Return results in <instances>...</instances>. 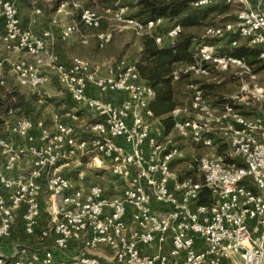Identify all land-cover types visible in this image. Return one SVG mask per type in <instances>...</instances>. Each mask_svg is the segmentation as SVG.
I'll list each match as a JSON object with an SVG mask.
<instances>
[{
    "label": "built area",
    "instance_id": "obj_1",
    "mask_svg": "<svg viewBox=\"0 0 264 264\" xmlns=\"http://www.w3.org/2000/svg\"><path fill=\"white\" fill-rule=\"evenodd\" d=\"M17 2L0 0V82L4 50L17 56L8 64L19 86L42 102L54 74L77 108L49 120L7 113L0 130V264H264V106L259 117L247 115L251 105L264 104V79L251 83L252 66L217 43L226 40L234 49L245 39L259 48L264 67L263 0L254 6L249 0L195 1L239 10L233 21L207 25L193 45L194 61L172 72L174 80L187 78L189 98L172 110L169 134L150 108L153 86L134 63L121 59L103 73L81 56L62 60L55 46L58 37L66 41L76 33L87 43L94 32L105 48L113 34L102 27L104 18L154 36L161 46L180 26L157 33L163 18H133L128 6L102 15L73 0L55 15L80 8L78 22L60 25L55 16L58 36L53 29L36 33L22 25ZM232 70L239 92L232 102L212 103L205 84ZM82 108L93 116L79 128ZM174 134L206 150L200 159L193 154L200 179L194 166L175 170L188 158ZM74 162L76 182L69 170ZM84 165L108 169L121 191L87 185ZM204 189L209 204L201 202ZM100 248L109 249L107 257Z\"/></svg>",
    "mask_w": 264,
    "mask_h": 264
},
{
    "label": "trees",
    "instance_id": "obj_2",
    "mask_svg": "<svg viewBox=\"0 0 264 264\" xmlns=\"http://www.w3.org/2000/svg\"><path fill=\"white\" fill-rule=\"evenodd\" d=\"M65 1L72 3L73 0L55 1L54 12ZM195 1L197 0H136L132 4L135 11L130 16L133 18L140 20L164 19V23L159 26L157 33L166 32L177 25L181 28L178 36L172 42L163 46L156 43L154 36L142 35L141 52L134 62L141 79L153 86L155 96L150 103V108L155 117L160 119L164 132L167 134L173 131L174 126V118H172L171 112L177 105L184 102L182 88L187 87L188 82L186 77L174 80L172 72L177 66L194 61L192 48L195 42L202 40V36L199 35L201 28L211 24V21L217 16L227 14L232 6L224 2H216L207 6H195ZM77 13H74V18L79 19L80 8L77 9ZM208 42L213 44L217 40L212 39ZM231 53L236 57L243 58L251 66L260 62V51L257 48L236 47ZM7 87L5 83L0 82L1 128L9 110L13 109L18 112L17 115L23 116L20 114H25L28 106V99L24 93L17 88L7 89ZM218 87L213 83L205 84L206 94L208 95L210 92L213 94V103L232 102V100L223 99L218 94L220 90ZM225 149L226 147H221L219 153H223ZM196 169L197 166H195L194 171ZM201 202L205 204L211 202L208 189L203 190Z\"/></svg>",
    "mask_w": 264,
    "mask_h": 264
},
{
    "label": "rangeland",
    "instance_id": "obj_3",
    "mask_svg": "<svg viewBox=\"0 0 264 264\" xmlns=\"http://www.w3.org/2000/svg\"><path fill=\"white\" fill-rule=\"evenodd\" d=\"M32 8L31 11H34L35 14L32 16L43 18L46 22H50L52 20V17L57 16L58 20L60 21V25L65 24L68 22V17L71 16V14H67L66 10H63L59 14H54V6L55 1L58 0H32ZM77 1V0H76ZM136 0H78L79 7H90L98 12H100L102 15H105L106 8H117L120 6H128V9L126 10L127 15H131L134 13L135 8L133 7V3ZM40 9L41 12L37 13L36 10ZM79 9V8H78ZM68 10V9H67ZM239 10L237 5H232L230 11L222 16H217L214 18L211 23H220L226 22V21H233L234 17ZM75 13H77V8L74 9ZM24 13V12H23ZM78 14V13H77ZM20 16V15H19ZM43 16V17H42ZM78 18H75V21L78 22ZM52 26V25H51ZM103 28L110 29L112 31L113 37L111 42H109L105 48H100L98 46V42L95 37L92 36V34L89 32V38L87 43H83L81 41L80 34H76L77 37L71 38L66 41H60L59 45L60 47H63L64 50L68 44V46H72V43H74V50L77 56H81L83 58H86L90 60L94 65L99 66L101 71H105L107 68L116 67V64L121 61V59H126L132 63H134L141 52V35L135 32V30L131 27L124 28L123 24H120L118 22L110 21L108 18L103 19ZM206 26H203L201 30L199 31V35L203 36L204 29ZM40 33V32H36ZM88 35V32H85ZM84 33V34H85ZM75 40V41H73ZM198 42H195V45ZM3 57L7 60L5 62V67L3 70V79L5 80V84L7 89L10 88H17L22 93H24L27 96L28 99V106L25 110V114H20L23 116H30V117H36V118H45L48 119L51 116L54 115L62 116L65 115L68 110H72L74 108H77V105L71 100L69 97L67 91L65 90L64 86L60 84V82L57 80L56 76L52 74V80L53 82L47 84V86L43 87L42 89V95L43 99L42 102L39 101L38 96L33 93V91L27 90L25 88H22L19 86L18 81L15 77V75L12 72V69L10 65L8 64L9 60L16 59L17 56H13L12 54L1 50ZM65 52L61 53L63 58L68 59L73 54ZM6 89V90H7ZM238 84L234 82H230L225 87L224 92H232L238 91ZM211 98H214L212 93L210 92L208 94ZM189 98V90L187 87L182 88V99L183 101L187 100ZM264 104H253L251 105V109L254 110V112H251L250 117H259L261 115V110L263 109ZM80 113L83 116V121L79 123V128H81L84 124V122H87L92 119V114L85 110L84 108L79 110ZM6 118V116H5ZM77 127V124H76ZM1 128V127H0ZM2 129V128H1ZM174 138H176L177 141L186 149L187 153V160L176 164L174 167L177 172H188L189 169H191L190 166H197L196 160L193 158V154L196 155L197 159H200L199 157L202 156L206 150L199 149V150H192V142L189 138L180 137L177 134L173 135ZM226 150V149H225ZM83 169L86 171V184H99L103 186L108 192L112 193H119L121 190V182L116 179L114 176L111 175L110 171L105 168H96V167H90L88 165L82 166ZM77 169V162H74L72 167L69 169L72 176L73 181H77L75 178L74 171ZM195 176L197 179H200L198 171H195ZM0 245H3L0 242Z\"/></svg>",
    "mask_w": 264,
    "mask_h": 264
},
{
    "label": "crops",
    "instance_id": "obj_4",
    "mask_svg": "<svg viewBox=\"0 0 264 264\" xmlns=\"http://www.w3.org/2000/svg\"><path fill=\"white\" fill-rule=\"evenodd\" d=\"M249 2L252 4V6L256 5L255 4L256 3V0H249ZM32 3H33L32 0H18V2H17L18 9H19V12H20L19 15H20V19H21L22 25L24 27L31 28L32 30H35V32H40V33H42L43 31H45L47 29H53V30H55V33L58 36L59 30H58V28H55V27H52L51 26L52 25V21L46 22L43 18H39V15H38V17L32 16L33 13L35 14V12L34 11H31V9H30V8H32V6H31ZM262 8L264 10V0H263V3H262ZM74 9L73 8L72 9H69V12L67 14L70 13L71 16L68 17V22H66L65 24L76 22L75 21V18H74V13H75ZM36 12H37V10H36ZM54 14H55V12H54ZM53 18L54 17H52V19ZM234 19H235V17H234ZM216 23H218V22H216ZM76 34H74L71 38L77 37ZM60 41H63V40H61L58 37V40H57V43H56V46H55V49H56V51H57V53L59 54L60 57L62 56L61 53L65 52L66 50L68 51L67 53L73 54L71 56V58L73 56H77L76 54L74 55V53H75V50H74L75 48L73 47L74 46V43H72V46H68V44H67V46H66V48L64 50V48L63 47H60V45H59ZM73 41H75V40H73ZM172 41H168L167 44L170 43V42H172ZM217 43L219 45V49H220L221 52H225V51H228V50H231V51L233 50V49H228V45L230 44V42H228L226 40L218 41ZM223 45H225V47H223ZM242 46L248 47L247 46V41L245 39H243V38L239 40V46L238 47H242ZM257 49H259V48H257ZM71 58L69 57L68 59H65V58L61 57V59L62 60H65V61L71 60ZM109 68H107V69L104 68L105 71H103V73H108ZM252 68H253V71H254V73L256 75V78H255V80L253 82L249 78H248V80H250L251 83L263 81V79H264V67H263L261 61L259 63L255 64V65H253ZM257 68H260V69L257 70ZM233 71L234 70L229 71V72H221L219 74V77H220L219 78V82H217V83L216 82H211L214 85L219 86L218 88H220V90H219V93L218 94L220 96H222L223 99H229L233 94L239 92V90L241 88V82L234 76ZM231 81L234 82V83H236V85L238 84V88H239L238 91H234V93H232V92H229V93L224 92L225 91L224 90L225 87ZM51 82H53V80ZM51 82H49V83H51ZM49 83H48V85H49ZM208 97L212 101L213 98H211L210 96H208ZM212 103H213V101H212ZM51 117L48 118L47 120L51 119ZM192 147H193L192 148L193 151L196 150V149L197 150L202 149V148L197 147V146H194V145ZM185 151H186V149H185ZM16 236H20L22 238V234L20 232H18V231L16 232ZM16 236H15V238H16ZM99 253L101 255L107 257L108 254H109V249L100 248Z\"/></svg>",
    "mask_w": 264,
    "mask_h": 264
}]
</instances>
